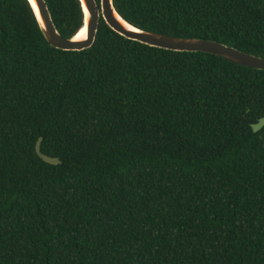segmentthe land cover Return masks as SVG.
Segmentation results:
<instances>
[{
  "label": "trees",
  "instance_id": "obj_1",
  "mask_svg": "<svg viewBox=\"0 0 264 264\" xmlns=\"http://www.w3.org/2000/svg\"><path fill=\"white\" fill-rule=\"evenodd\" d=\"M44 2L73 38L80 1ZM112 6L141 31L264 58V0ZM261 118L264 71L101 17L90 48L61 51L27 0H0V264H264Z\"/></svg>",
  "mask_w": 264,
  "mask_h": 264
},
{
  "label": "water",
  "instance_id": "obj_2",
  "mask_svg": "<svg viewBox=\"0 0 264 264\" xmlns=\"http://www.w3.org/2000/svg\"><path fill=\"white\" fill-rule=\"evenodd\" d=\"M27 1L36 16L45 41L51 47L61 51H82L90 48L95 40L98 20L99 17H101L113 32L131 41L169 51L210 54L245 68L264 71V58L241 52L215 41L177 38L136 29L122 20L115 12L112 6V0H100L99 9L94 0H79L84 14V22L80 30L85 26L86 36L84 40L79 41L75 40L74 37L66 39L61 37L56 31L44 0H33L34 4H32L30 0ZM121 22L129 28H125ZM251 127L254 133L261 130L264 127V118H261L258 123ZM40 141L41 140L38 139L35 145L36 155L46 164H59L57 158L45 156L40 152Z\"/></svg>",
  "mask_w": 264,
  "mask_h": 264
},
{
  "label": "bare ground",
  "instance_id": "obj_3",
  "mask_svg": "<svg viewBox=\"0 0 264 264\" xmlns=\"http://www.w3.org/2000/svg\"><path fill=\"white\" fill-rule=\"evenodd\" d=\"M32 4H34L33 0H30ZM121 24L125 27V28H129L127 25H125L124 23L121 22ZM86 36V27L84 26L80 31H78V33L74 36L75 40H84Z\"/></svg>",
  "mask_w": 264,
  "mask_h": 264
}]
</instances>
